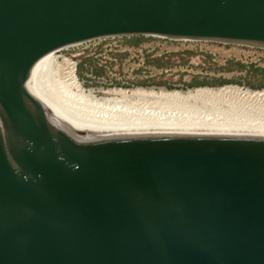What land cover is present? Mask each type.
<instances>
[{"label":"water","instance_id":"water-1","mask_svg":"<svg viewBox=\"0 0 264 264\" xmlns=\"http://www.w3.org/2000/svg\"><path fill=\"white\" fill-rule=\"evenodd\" d=\"M153 34L264 47V0H0V264H264V131L59 107L45 53Z\"/></svg>","mask_w":264,"mask_h":264},{"label":"rangeland","instance_id":"rangeland-1","mask_svg":"<svg viewBox=\"0 0 264 264\" xmlns=\"http://www.w3.org/2000/svg\"><path fill=\"white\" fill-rule=\"evenodd\" d=\"M53 55L58 64L72 61L80 88L98 97L110 88L187 91L232 84L250 90L264 89V47L126 34L65 45L53 50ZM60 87L55 85L54 93L61 94L58 99L75 105L74 88Z\"/></svg>","mask_w":264,"mask_h":264},{"label":"bare ground","instance_id":"bare-ground-1","mask_svg":"<svg viewBox=\"0 0 264 264\" xmlns=\"http://www.w3.org/2000/svg\"><path fill=\"white\" fill-rule=\"evenodd\" d=\"M40 74L44 86L59 107L125 122L264 131V89L250 90L232 84L187 91L110 88L98 97L80 88L74 77V63L65 60V64H58L53 51L45 53L44 68ZM55 85L73 87L77 95L75 105H68L67 101L64 103V98L63 101L58 99L59 94L54 93L57 92Z\"/></svg>","mask_w":264,"mask_h":264},{"label":"trees","instance_id":"trees-1","mask_svg":"<svg viewBox=\"0 0 264 264\" xmlns=\"http://www.w3.org/2000/svg\"><path fill=\"white\" fill-rule=\"evenodd\" d=\"M204 81H206V80H204ZM200 82H202V80H200V81H194V83H200ZM207 82V81H206Z\"/></svg>","mask_w":264,"mask_h":264}]
</instances>
